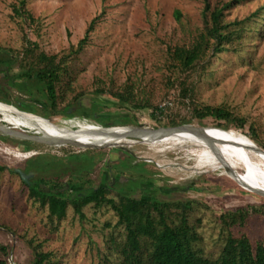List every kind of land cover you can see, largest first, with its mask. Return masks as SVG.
Returning <instances> with one entry per match:
<instances>
[{
    "label": "rangeland",
    "instance_id": "374dc122",
    "mask_svg": "<svg viewBox=\"0 0 264 264\" xmlns=\"http://www.w3.org/2000/svg\"><path fill=\"white\" fill-rule=\"evenodd\" d=\"M219 1L224 0H211L212 4ZM18 2L0 0V48L15 55L21 54L27 39L36 41L46 53H66L69 45L83 36L89 21L98 16L89 32V43L69 61L71 89L65 90L60 106L69 102L75 110L84 105L110 119L51 115L48 119L55 124L68 130L77 124L92 123L104 131H126L172 127L168 119L173 118L190 125L173 131L199 136L215 153L231 149L264 151V0H244L225 12L224 19L233 21L260 8L255 18L259 23H246L242 38L234 46L227 45L209 57L207 54L188 80L194 83L197 106H223L244 118L242 126L238 119L228 129L214 127L219 120L211 116L202 120L193 117L187 99L178 97V87L170 85L176 69L167 49L188 45L201 29L200 0H26V8L37 19L33 23L15 15L13 5ZM175 9L180 11V21L174 20ZM19 71L14 64L7 74ZM14 80L6 82L0 74V100L31 102L21 80ZM98 88L124 92L130 101L122 102L107 92L96 91ZM77 93L80 96H75ZM131 101L147 106L133 108ZM155 107H161L162 113ZM23 108L45 115L33 102ZM103 120L108 123L106 127L101 124ZM0 128L22 129L56 142L49 145L0 132V165L4 167L0 170V246L6 248L5 253L0 249V260L8 259L9 264H31L28 239L51 251L59 264H114L116 260L114 244L120 242L122 229L114 226L116 215L109 205L89 204L83 209V217L69 206L58 221L49 217L47 209L39 208L19 175L11 171L25 170L34 162L47 169L50 157L55 158L57 169L37 172L36 176L43 175L47 180V176L59 175L58 181L69 180L72 190L114 181V192L109 197L116 198V190L134 189L131 194L138 197L192 199L196 207L190 220L201 236L198 246L212 256L223 244L217 219L221 212L248 204L264 205V193L245 187L223 167L200 165L197 150L188 145L151 143L145 135L134 133L114 140L104 136L102 142L110 144L97 145L94 135L100 132L90 129L83 132L93 135L91 142L86 140L94 145H79L51 136H59L54 130L40 128L46 133L37 130L38 134L36 129L16 128L2 121ZM22 144L31 149L24 150ZM10 147L13 154L22 157L7 154L5 150ZM241 172L256 185L264 180L263 174L252 169ZM242 231L252 242L264 240V214L252 215Z\"/></svg>",
    "mask_w": 264,
    "mask_h": 264
},
{
    "label": "trees",
    "instance_id": "16d2710c",
    "mask_svg": "<svg viewBox=\"0 0 264 264\" xmlns=\"http://www.w3.org/2000/svg\"><path fill=\"white\" fill-rule=\"evenodd\" d=\"M242 1L244 0H224L212 4L211 0H200L201 29L192 37L188 45H176L167 49L170 63L176 69V76L170 81V85L178 87V97L182 100L187 99L186 104L191 106L193 117L202 120L211 116L219 120L214 127L223 129H228L229 124L238 119L239 125L242 126L245 120L236 117L231 110L223 106H197L194 101V83L188 80L197 66L207 58V54L209 57L225 50L227 45L234 46L235 42L242 38L246 23L251 21L254 24L259 23L255 18L259 15L260 8L242 19L233 21L224 19L225 12ZM25 4L26 0H19L17 5H13V12L17 16H24V20H28L29 23L36 22L37 19ZM173 17L174 20L180 21L181 14L178 9L173 10ZM97 18L98 16L93 17L89 21L83 36L76 44L71 43L66 53H46L39 49L36 41L28 39L20 55L13 54L9 49L0 48V74L6 82L11 79L16 81L17 78L21 80L19 82L24 84V90L30 94L28 100L44 112L45 115L39 114L40 116L49 118L51 115H62L95 120L110 119L107 116L96 115L95 111L84 105H78L75 110H72L69 102L60 106V101L65 99L67 89H71L69 61L77 57L89 43V32L93 29ZM253 30L255 31L254 26ZM14 64L18 65L20 71L10 76L7 71ZM96 91L107 92L122 102L130 101L124 92L113 91L111 88L106 90L98 88ZM35 93H38L37 97L34 96ZM75 96L78 97L80 94L77 93ZM31 102L24 101V104L30 106ZM6 103L10 104V102ZM130 105L133 108L147 106L146 103L139 101H131ZM18 108L35 113L23 107ZM155 109L162 113L161 107ZM153 116L155 118L154 114ZM181 123H184V120L168 119V124L172 126ZM101 124L105 127L108 125L106 120ZM250 129L253 130V127L251 126ZM51 134L53 137H58L54 133ZM22 141L24 140H17L20 143H23ZM262 148L264 149V145ZM23 149L30 150L31 147L25 148L23 145ZM47 160L50 163L47 169L40 167L39 162H34L33 166L23 171L34 170L37 174V172L57 169L54 157ZM3 168L0 165V170ZM11 171L16 173L14 169ZM66 171L65 169L63 172ZM47 177L45 180L43 175H35L28 181L21 180L27 186L29 196L38 202L39 208L47 209L50 218L61 220L69 206L74 213L83 217V209L89 204L95 207L109 205L115 212L114 226L122 229L120 234L122 238L118 243L113 241L117 251L114 264H264V240L258 239L252 242L242 231L252 215L264 214L263 204H248L237 207L234 211H223L218 215L223 244L218 254L212 256L205 254L198 246L197 242L200 241L201 236L190 220L196 207L192 199H165L156 195L149 198L138 197L131 194L134 189L132 192L116 190V198H114L109 197V194L114 192V181L105 185L72 190L69 180L61 183L58 181L59 175ZM240 188L253 193L248 189ZM159 190L158 188L157 191ZM27 242L32 254L31 264H59L53 253L44 250L41 243H36L33 239H28ZM0 249L6 252L4 246L1 245ZM0 264H9V261L0 260Z\"/></svg>",
    "mask_w": 264,
    "mask_h": 264
},
{
    "label": "bare ground",
    "instance_id": "6f19581e",
    "mask_svg": "<svg viewBox=\"0 0 264 264\" xmlns=\"http://www.w3.org/2000/svg\"><path fill=\"white\" fill-rule=\"evenodd\" d=\"M0 114L2 115V119H0V121L13 125V127L29 128L30 130L36 129L41 133L45 132L40 130V128L54 130L59 134L58 138H61L64 141L77 142L79 145L110 144L106 141L102 142L104 136L105 138L114 140L116 137L124 138L131 133L137 134L138 136L145 135L144 138L146 141L151 143H160L164 141L167 144L171 143L180 147L188 145L194 147L195 150H197L198 157L200 158V165H211L214 167V169L217 167H223L232 178L245 187L264 193V180L256 185L241 172L242 169H252L253 171L264 175V151L253 153L245 150L231 149L218 154L215 153L211 146H207L206 142L203 141L199 136L192 133H177L173 130L163 132L161 130L147 129L140 131L139 129L133 128L127 129L126 131H104L102 127H98L92 123H87L85 125L77 124L74 126V128H72V130H68L62 128H66V126L57 125L48 118L16 109V107L1 101ZM88 129L91 131L96 130L97 132H100L99 134L97 133L94 135V144L90 143L92 140L90 137L93 135L88 134L89 132H83V130L87 131ZM86 139H88L90 142H88ZM98 141L99 143H97ZM116 143H118V141H116ZM5 152L7 154H13L11 147L6 148ZM13 156L22 157V155L19 154H13ZM236 170H238V172H236Z\"/></svg>",
    "mask_w": 264,
    "mask_h": 264
},
{
    "label": "water",
    "instance_id": "95a60500",
    "mask_svg": "<svg viewBox=\"0 0 264 264\" xmlns=\"http://www.w3.org/2000/svg\"><path fill=\"white\" fill-rule=\"evenodd\" d=\"M190 127V125H187V124H181V125H177V126H172V127H165V128H160V129H152V130H161L163 132L165 131H172V130H177V129H183V128H186V127ZM140 131L141 130H147V129H140L138 128ZM0 132L6 134V135H11V136H15V137H20V138H26V139H30V140H33V141H37L39 143H44V144H49L51 145L52 143H56L54 140H50V139H47V138H44L42 135H34V134H29V133H25L24 131H21L19 129L17 130H6V129H3V128H0ZM60 142V141H58ZM62 142V141H61ZM76 144H78L77 142H74ZM256 149L258 150H261L259 149L258 147L255 146ZM14 171L20 176V178L24 181H27V179L32 175L31 172H28V173H25L22 169L20 168H14Z\"/></svg>",
    "mask_w": 264,
    "mask_h": 264
},
{
    "label": "flooded vegetation",
    "instance_id": "af4514ba",
    "mask_svg": "<svg viewBox=\"0 0 264 264\" xmlns=\"http://www.w3.org/2000/svg\"><path fill=\"white\" fill-rule=\"evenodd\" d=\"M12 100H13V98H12ZM1 102H4V101H2V100H0ZM6 103V102H5ZM8 104V103H7ZM10 105H12V106H14V107H16L17 109H19L18 108V106H23V107H29L27 104H21V102H19L17 99L16 100H13V103H11L10 102ZM19 110H21V109H19ZM22 111H25V110H22ZM26 112H29V113H32V112H30V111H26ZM33 114H36V113H33ZM36 115H39V114H36ZM40 116V115H39ZM45 118V117H44ZM28 130V129H27ZM21 131H23L22 129H21ZM25 132L26 133H29L28 131H26L25 130ZM36 133H38L37 132V130H36ZM39 134V133H38ZM39 135H41V134H39ZM32 158V157H31ZM28 172H31L32 173V175L27 179V181L29 180V179H31V178H33L35 175H36V173H35V171L34 170H26V172L25 173H28ZM20 177V176H19Z\"/></svg>",
    "mask_w": 264,
    "mask_h": 264
}]
</instances>
